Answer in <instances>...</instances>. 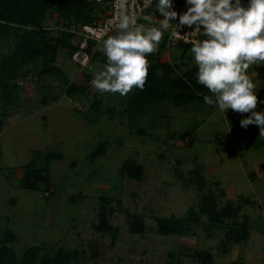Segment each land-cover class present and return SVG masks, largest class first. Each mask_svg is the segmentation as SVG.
<instances>
[{
    "label": "rangeland",
    "instance_id": "rangeland-1",
    "mask_svg": "<svg viewBox=\"0 0 264 264\" xmlns=\"http://www.w3.org/2000/svg\"><path fill=\"white\" fill-rule=\"evenodd\" d=\"M186 1L157 0L141 15L143 33L156 37L157 49ZM200 11L204 18L195 27L201 43L228 33L249 37L217 16L209 2ZM62 28L55 27L53 36ZM13 44L5 40L0 50L9 52ZM167 48L170 61L185 49L175 43ZM219 48L184 51L186 65L210 73L216 88L204 103L177 106L168 90L153 101L141 95L131 103L137 85L131 73L137 75L153 57L137 41L130 48L134 68L106 57L98 45L91 69L104 79L85 99L57 96L46 107L40 100L30 104L35 95L50 92L43 87L63 95L71 70H91L73 63L66 50L56 58L63 76L36 85L40 66L31 67L26 79L12 82L20 83L17 90H0V233L16 235L10 247L17 264L31 247L41 248L39 256L60 247L78 252L79 264H264V95L232 102L240 92L234 66L241 58L228 54L226 69ZM52 154L62 159L49 161ZM31 169L42 170L50 185L25 189ZM204 198L215 204L214 225ZM102 204L112 209L108 230L99 227ZM191 208L198 221L186 234L160 230L156 218H184ZM135 216L142 233L130 231ZM244 224L248 234L240 239Z\"/></svg>",
    "mask_w": 264,
    "mask_h": 264
},
{
    "label": "trees",
    "instance_id": "trees-1",
    "mask_svg": "<svg viewBox=\"0 0 264 264\" xmlns=\"http://www.w3.org/2000/svg\"><path fill=\"white\" fill-rule=\"evenodd\" d=\"M51 5L54 6L55 16L53 17L51 15ZM102 5L95 3L94 0H0V45L5 40L14 41L13 48L9 52L0 50V90L2 93L14 92L18 87H21L20 83L16 82L14 84L12 82L18 78L26 79L32 70L31 67L40 66L35 77L36 85L41 84L51 75L63 76V72L56 65L58 52L59 50H66L71 58L78 42V37L69 29L92 21L98 12L104 11ZM259 13H264V11ZM252 19L256 24L254 17ZM59 25L63 28L60 32H57L56 36H53L52 30ZM144 35L142 33L136 41L144 46L146 53H150L153 57L148 62L146 61L140 65L138 70L140 73L138 71L137 75L131 73L129 79H133L137 85L130 102H134L141 95L146 97V101L150 102L158 97L166 96L168 94L166 90L173 92V101H176L177 106L196 101L201 103L206 100V95L213 92V85L208 76L201 79L194 77V74L171 77V66L163 64L159 60L160 53L167 48L166 39L157 49L158 45L155 44V38L152 34H147L145 37ZM131 43L127 45L130 48L132 47ZM179 46L197 49L191 45ZM99 55L97 48L91 64ZM127 67L134 68V65L128 62ZM159 68L164 69L162 76L157 74ZM62 89L65 95L69 97L76 94L85 95L86 93L83 87L77 86L65 78ZM7 97L9 96L4 95V98ZM188 135V132L183 133L181 137L186 138ZM170 136L174 137V134ZM221 143L223 142L221 141ZM59 159H62L60 154H52L48 157L49 161ZM41 183L47 186L50 185L42 170H28L27 175L23 178L25 189L36 190L38 184ZM102 200L104 204L108 203L105 198H102ZM104 204L101 206L99 227L102 230H108L107 216L112 213V209L109 210ZM202 206L208 209L210 222L213 225L218 223L219 215L214 210V202L204 198ZM226 211H229V209ZM156 219L160 230L164 234L176 235L186 234L198 221L193 208L189 210L188 215L184 218L159 217ZM130 231L134 234L143 232V223L136 216L130 224ZM247 231V225L244 224L243 228L239 230V238L245 239L248 234ZM16 240V235L9 229L0 233V264L18 263L16 253L10 247V244L15 243ZM40 250V247L29 248L23 254L20 264H79L80 255L78 252H66L64 248L60 247L54 255L46 253L39 256Z\"/></svg>",
    "mask_w": 264,
    "mask_h": 264
},
{
    "label": "built area",
    "instance_id": "built-area-1",
    "mask_svg": "<svg viewBox=\"0 0 264 264\" xmlns=\"http://www.w3.org/2000/svg\"><path fill=\"white\" fill-rule=\"evenodd\" d=\"M94 1L103 4L104 11L98 12L92 21L69 29L78 37L71 60L82 70L91 69L92 57L103 40L112 38L114 43L127 46L142 35L140 17L157 0ZM206 2L212 5L217 16L226 19L237 32L249 35L256 42H264V29L252 19L256 11H264V0H187L185 8L176 13L177 21L165 37L167 47L174 43L201 47L195 22L204 17L200 10Z\"/></svg>",
    "mask_w": 264,
    "mask_h": 264
},
{
    "label": "crops",
    "instance_id": "crops-1",
    "mask_svg": "<svg viewBox=\"0 0 264 264\" xmlns=\"http://www.w3.org/2000/svg\"><path fill=\"white\" fill-rule=\"evenodd\" d=\"M253 17L257 22L256 23L257 26L264 29V13H255ZM203 18L204 17L200 19ZM238 34H240V32ZM152 36L153 38H155V44L157 45L156 37L153 34ZM163 37L165 38V34L163 35ZM134 41L136 40H133L132 42ZM101 44L103 47V52L106 55V57H110L114 60H118L127 64L133 57L134 50H130V47L128 46H120L114 43L112 38L103 41ZM212 46H218V47L221 46V48H219L220 49L219 59L220 62L224 64L226 69L231 68L229 65H227L226 56L228 54L232 52L237 53L241 58L240 59L241 62L239 63V65L234 66L235 70H237V75L235 76L236 78L235 85L237 86L236 89H240V92L236 90V92L237 91L239 92L238 93L239 95H237V97H235L234 100H232V102H239V101H243L244 99H247L248 97L255 98L256 96L264 95V42H256L254 40L251 41L250 38L247 36H243V35L234 36L233 33H228L222 39L207 42V45H205V43H201V47L195 50H199L200 53L203 54V50H201V48L204 47V54H205V48L206 47L209 48ZM122 47H126V48H122ZM177 47L184 48L179 45H177ZM167 49L168 48L162 50V52L159 55V60L161 63L168 64L171 66L172 68L170 72L171 77L175 78L177 76H188L194 74V77L198 79L208 76V78L211 81V77L209 75L210 73H202L201 71L203 70L199 69L198 65H193V66L186 65L187 63L185 59L187 58H185V52H184L186 48L182 50L181 55L176 56L177 58L175 59V61L169 60V57L167 55ZM244 57H246L245 59L247 63L246 65H243L242 63ZM57 66L60 69H62L61 67H63V65L60 64H57ZM125 68H127V66H125ZM130 70L131 69H129V71ZM71 73H72L71 83L77 86H81L86 90L85 95L76 94L73 96L76 97L77 99L80 97L82 99L87 98L89 96L88 92H94L93 90L94 87H96L95 90L97 89L98 91L99 86L97 85V82L104 79L103 72H101L100 70H96V71H94L93 69L89 71L79 70L78 72L77 71L74 72L73 70H71ZM157 74H159V76H162L164 74V69L159 68ZM211 83L213 85V92L211 93L213 94L216 88L213 84V81H211ZM40 89L50 92L49 93L46 92L47 94H41L40 97L35 95L33 98H31L30 104H33V102H35L36 100H40L42 106L46 107L49 104L54 103V102H50V100H55L57 96L69 97L65 95V93H63V95L56 94L54 90L49 89L48 87H43ZM207 101L208 100L206 99L201 103Z\"/></svg>",
    "mask_w": 264,
    "mask_h": 264
}]
</instances>
